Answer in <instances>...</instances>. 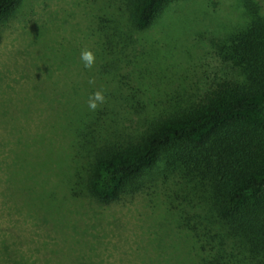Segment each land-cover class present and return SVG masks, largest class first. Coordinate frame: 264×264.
I'll return each mask as SVG.
<instances>
[{"label":"trees","instance_id":"obj_1","mask_svg":"<svg viewBox=\"0 0 264 264\" xmlns=\"http://www.w3.org/2000/svg\"><path fill=\"white\" fill-rule=\"evenodd\" d=\"M195 1H112L115 12L100 21L91 50L95 62L90 71L77 74L83 80L64 90L55 82L34 89V96L51 95L42 112L54 118L52 133L36 132L47 146L33 159L28 149L15 153L19 163L12 174L3 167L5 155L0 159L3 199L51 209V191L60 186L57 172L63 171L64 154L56 150L65 140L74 149L66 159L77 165L68 166L75 171L69 190L82 188L107 205L144 190L146 176L162 166L180 187L181 195L175 194L170 205L196 264H264V16L258 4L242 0L247 26L225 41L218 38L214 69L196 91L164 92L150 108L135 95L137 76L163 81L167 67L146 58L142 34L168 8ZM23 3L0 0V41L3 26ZM105 82L116 87L106 90ZM96 91L105 99L92 110L88 99ZM22 103V114L34 109V100Z\"/></svg>","mask_w":264,"mask_h":264},{"label":"rangeland","instance_id":"obj_2","mask_svg":"<svg viewBox=\"0 0 264 264\" xmlns=\"http://www.w3.org/2000/svg\"><path fill=\"white\" fill-rule=\"evenodd\" d=\"M112 1L24 0L3 26L0 159L5 155L3 167L9 175L12 167L18 166L14 158L19 149H28L33 159L37 150L47 146L41 144L37 131L45 128L52 133L54 118L42 112L51 95L34 96V89L41 83L55 82L64 90L83 80L78 72L91 68H83L80 53L93 49L100 21L115 12ZM253 1L264 16V0ZM248 21L242 0H196L168 8L141 36L148 45L146 58L167 64L161 75L163 81H144L137 76L141 81L137 99L150 108L155 107L159 96L165 98L164 92L171 96L175 89L178 93L182 89L196 91V84L214 69L218 38L227 40L242 31ZM71 55L74 61L61 62ZM105 87L110 90L116 86L105 82ZM28 100L35 101L34 109L22 114V102ZM56 151L64 154L63 171L62 177L57 172L60 186L51 191V209H39L31 203L26 208L14 198L0 196V264H189L190 260V264H196L191 244L177 227L175 208L170 205L175 194L181 195L180 187L162 166L146 176L144 190L103 205L82 188L69 190L75 183L70 177L77 168L66 159L74 152L71 144L63 140Z\"/></svg>","mask_w":264,"mask_h":264},{"label":"clouds","instance_id":"obj_3","mask_svg":"<svg viewBox=\"0 0 264 264\" xmlns=\"http://www.w3.org/2000/svg\"><path fill=\"white\" fill-rule=\"evenodd\" d=\"M80 60L83 62V66L85 68L90 69L94 62H95V56L93 54V52L89 51V50H83L80 53ZM92 81H90L91 83ZM104 95L101 91H96L95 93H93L89 99H88V107L92 110H95L98 106V103H103L104 102Z\"/></svg>","mask_w":264,"mask_h":264}]
</instances>
